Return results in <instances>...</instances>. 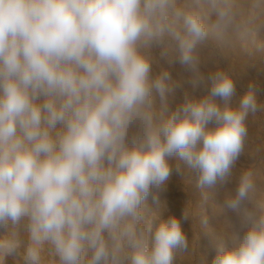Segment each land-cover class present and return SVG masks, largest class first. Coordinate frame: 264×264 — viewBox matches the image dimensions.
I'll use <instances>...</instances> for the list:
<instances>
[{
  "label": "clouds",
  "instance_id": "9594fccd",
  "mask_svg": "<svg viewBox=\"0 0 264 264\" xmlns=\"http://www.w3.org/2000/svg\"><path fill=\"white\" fill-rule=\"evenodd\" d=\"M235 23V0H0V226L27 221L29 264L46 244L59 264H174L187 249L181 220L160 219L149 196L158 203L173 156L202 193L226 184L260 106L250 84L233 107L235 82L217 68L207 95L158 115L153 92L166 106L180 85L153 75L149 52L196 71L201 46ZM222 210L241 228L212 264H264L253 170Z\"/></svg>",
  "mask_w": 264,
  "mask_h": 264
},
{
  "label": "rangeland",
  "instance_id": "374dc122",
  "mask_svg": "<svg viewBox=\"0 0 264 264\" xmlns=\"http://www.w3.org/2000/svg\"><path fill=\"white\" fill-rule=\"evenodd\" d=\"M235 6H236L235 13L237 20L235 24H238L240 26L241 31L243 32L245 31L244 33L248 36L247 43L243 41L239 36L235 35V31L233 28H232L233 30L232 29L231 31L229 30L222 38H220V40L215 36L210 37L209 40L199 49L200 64L198 65L196 71L192 70L191 68L181 66L178 63L168 64L167 59L161 56V48L159 47H153L150 49L149 52V54L152 57L153 75L158 74L161 70H167L170 72L172 80L178 82L180 85V87H178L177 90L175 91V94L173 96L171 95L168 97L167 106H165L161 102L160 97L155 92H153L154 108L158 115L160 113H163V116L167 118L171 114V112L174 111L175 107L183 102L185 96L189 98L199 99L207 95L211 87L210 83L207 82V76L210 72L216 70L217 68L228 72L232 76L235 82L236 92L231 100V104L233 107L238 106L240 98L248 90L250 84L254 85V88L256 90L258 105L260 106L255 114H249L248 116L249 125H247L248 126L247 129H249V126H251L253 131L252 133L249 131L250 129L247 131L246 137L248 138H245L244 149L233 167L234 170L232 168L231 170L232 172L228 178L227 183L222 186H217L216 188L217 190L216 189L206 190L207 191L206 193H202V190L197 187L196 180L198 179V175H199L198 171L190 167L186 162H185L186 168L184 167L185 169L178 167L176 161L178 160L179 157L177 156H173L169 158V164L171 166V175L167 180L166 184L164 185L163 190L161 191H156L155 189H154L155 191L153 190V195L155 194L156 196H158V203H154L152 196L150 195L149 199L147 200V204L153 211H155L159 215L160 219L167 220L172 216H176L177 219L180 218L181 220V227L187 238L188 247L186 250H177L176 254L178 253L179 255L175 256L174 264H212V260L216 255L217 245L219 244L221 238L226 236L227 235L226 233H229L233 227H235L236 230H240L241 225H240L239 215L231 210L230 211L222 210V205L224 203L222 201H224L228 195H232L235 193L236 187L238 185V180L242 171L247 169L253 170L255 174L257 199L260 201H264V116H263L264 115V80H263L264 70L255 67L256 58H253L251 56H248L249 58L248 63H245L244 65L239 64L238 61L240 57H238L237 53L234 51L240 48L241 50L245 49L246 51L245 50L244 51L246 52L245 54L247 55L248 52H250L249 48H254L255 50L257 49L256 50L257 52L259 53L263 52L260 53L261 54L260 60H263L264 62V51H263L264 29L261 27V20L263 19L264 15L260 12V11H264L263 9L264 0H254V1L235 0ZM239 8L240 10H238ZM245 26H247L248 28ZM255 38H257V40ZM228 50L230 53L228 52ZM207 54L209 57L207 56ZM236 64L239 65L237 66ZM249 74L251 75L249 76ZM201 75L205 77L203 81L200 79ZM245 75L247 77H245ZM185 88H187V90ZM174 102L176 103L174 104ZM217 102L222 103V101H220L219 98H217ZM211 126L212 125H209V127ZM135 130L136 129L134 127L132 131ZM248 149H250V151ZM254 153H257L258 155L255 154L257 155L255 156ZM177 167L181 170H179ZM196 176L197 178H195ZM216 193H218L219 196ZM204 194L207 195V200L204 199L205 196ZM185 212L188 215L187 220L183 219V214H185ZM204 218L207 219V225H204L202 223V220ZM182 222L184 223L182 224ZM227 228H230L229 231ZM222 229L224 231L225 230L227 231L223 233ZM202 230L207 231V235L210 233L207 236L206 241L208 243H215V247H214L215 249H212L211 251L207 252L206 255L202 254L200 250L201 244L199 242L201 235L200 233ZM212 230L214 232H212ZM191 231L192 233H190ZM33 246L34 245H32V242L29 238L26 220L21 221V223L16 226H13L11 224L0 226V264H29L27 259V250ZM184 251L188 252L189 255H191L190 256L191 258L189 257L190 260L188 259V262L185 261L180 255ZM39 252H40L39 264H59L58 257L55 255V252L52 249L51 245H47V244L44 245L39 249ZM201 255L204 256V260H202Z\"/></svg>",
  "mask_w": 264,
  "mask_h": 264
},
{
  "label": "bare ground",
  "instance_id": "6f19581e",
  "mask_svg": "<svg viewBox=\"0 0 264 264\" xmlns=\"http://www.w3.org/2000/svg\"><path fill=\"white\" fill-rule=\"evenodd\" d=\"M243 1V0H242ZM254 1V0H253ZM243 3V2H242ZM263 4V3H262ZM260 5V4H259ZM243 6V5H242ZM263 6V5H262ZM236 7V6H235ZM263 8V7H262ZM243 9H245V8H243ZM264 9V8H263ZM238 10H240V8L238 9ZM239 12V11H238ZM253 12V11H252ZM263 15H264V11H260ZM242 13V12H241ZM244 13V12H243ZM247 15V14H246ZM254 15V14H253ZM248 16V15H247ZM243 17V16H242ZM240 19V18H239ZM246 19V18H245ZM253 20V19H252ZM237 21V20H236ZM245 21V20H244ZM238 23V22H237ZM250 24V23H249ZM245 27H247V26H245ZM261 27L264 29V16H263V19L261 20ZM248 28V27H247ZM261 28V29H262ZM233 29H234V31H235V35H237V36H239L243 41H245L246 43H247V41H248V36L243 32V31H241V28H240V26L238 25V24H235L234 25V27H233ZM232 29V30H233ZM245 29V28H244ZM246 30V29H245ZM230 31H231V29H230ZM259 33V32H258ZM251 34V33H250ZM231 35V34H230ZM262 35V34H261ZM228 36V35H227ZM235 37V36H234ZM255 37H256V35H255ZM233 38V37H232ZM235 39V38H234ZM238 39V38H237ZM256 40H257V38H255ZM219 40H220V38H219ZM251 40V39H250ZM255 40V41H256ZM259 40V39H258ZM227 42H228V39H227ZM244 43V42H243ZM255 43V42H254ZM224 44H225V42H224ZM223 44V45H224ZM231 44H233V43H231ZM262 44V43H261ZM236 45V44H235ZM245 45V44H244ZM251 45V44H250ZM260 45V44H259ZM264 45V44H263ZM227 46V45H226ZM237 46V45H236ZM246 46V45H245ZM262 46V45H261ZM247 47V46H246ZM248 47H250V46H248ZM254 47V46H253ZM263 47V46H262ZM226 48V47H225ZM233 49V48H232ZM250 49V52H248V54L246 55L245 53V51L244 50H241V48L240 49H236V50H234L236 53H237V56L238 57H240L239 58V61H238V63L239 64H241V65H244L245 63H248V61H249V58H248V56H251V57H253V58H256V61H255V67L256 68H258V69H261V70H264V62H263V60H260L261 58H260V56H261V54L260 53H263V52H257L254 48H249ZM225 50H227V49H225ZM261 50H262V48H261ZM264 51V50H263ZM228 52H229V50H228ZM230 53V52H229ZM233 54V53H232ZM234 55H236V54H234ZM207 56H208V54H207ZM204 57V56H203ZM209 57V56H208ZM233 57V56H232ZM212 58V57H211ZM234 58V57H233ZM232 58V59H233ZM252 58V59H253ZM207 59V58H206ZM157 60V59H156ZM255 60V59H254ZM159 61V60H158ZM161 62V61H160ZM212 62V61H211ZM214 62V61H213ZM236 62V61H235ZM263 62V63H262ZM230 63H231V60H230ZM233 63V62H232ZM169 64V63H168ZM235 64V63H234ZM238 64V65H239ZM237 65V64H236ZM237 65V66H238ZM211 66V65H210ZM213 67V66H212ZM249 67V66H248ZM253 67V66H252ZM251 67V68H252ZM237 68V67H236ZM239 70V69H238ZM242 70V69H241ZM255 70V69H254ZM185 72V71H184ZM244 72V71H243ZM252 72H254V71H252ZM257 73V72H256ZM251 74H249V76H250ZM248 76V77H249ZM245 77H247L246 75H245ZM256 77V76H255ZM250 78V77H249ZM257 78V77H256ZM248 79V78H247ZM263 79V78H262ZM250 80V79H249ZM264 80V79H263ZM203 81V80H202ZM206 81V80H205ZM247 81V80H246ZM245 81V82H246ZM187 82V81H186ZM207 82H209L208 80H207ZM204 83V82H203ZM202 83V84H203ZM206 83V82H205ZM210 83V82H209ZM197 84V83H196ZM188 85V84H187ZM186 85V86H187ZM193 85V84H192ZM206 85V84H205ZM184 86V85H183ZM199 86V85H198ZM208 86V85H207ZM206 86V87H207ZM188 87V86H187ZM194 87V86H193ZM186 90H187V88H185ZM193 89V88H192ZM177 90V89H176ZM191 90V89H190ZM184 91V90H183ZM177 93V92H176ZM182 93V92H181ZM188 93V92H187ZM173 96V95H172ZM157 98V97H156ZM172 99V98H171ZM233 102H235V101H233ZM169 103V102H168ZM172 103V102H171ZM176 102H174V104H175ZM167 106V105H166ZM171 106V105H170ZM176 108V107H175ZM251 116V115H250ZM264 116V115H263ZM252 120V119H251ZM255 124V123H254ZM247 125H249V121H248V118H247ZM250 125H251V123H250ZM254 126V125H253ZM257 126V125H256ZM248 127V126H247ZM250 129V130H249ZM249 131L252 133V127L251 126H249ZM256 129V128H255ZM258 131H259V129H258ZM249 132V133H250ZM250 133V134H251ZM256 135V134H255ZM249 136V135H248ZM257 136H259V135H257ZM261 137V136H260ZM246 138H248V137H246ZM257 139V138H256ZM249 144H251V143H249ZM260 145V144H259ZM248 148V147H247ZM255 148V147H254ZM259 148H261V147H259ZM249 151H250V149H248ZM245 154V153H244ZM255 154H257V153H254V155ZM249 155V154H248ZM258 155V154H257ZM257 155H255V156H257ZM253 157V156H252ZM173 162V161H172ZM177 162V166L178 167H181V168H184L185 167V161L184 160H181L180 158H178V160L176 161ZM177 167V168H178ZM186 168V167H185ZM184 168V169H185ZM179 169V168H178ZM189 169V168H188ZM187 169V170H188ZM237 169V168H236ZM179 170H181V169H179ZM233 170H234V168H233ZM188 172V171H187ZM232 172V171H231ZM189 173H190V171H189ZM257 173V172H256ZM188 176H189V174H188ZM195 178H197V176L195 177ZM257 178V177H256ZM185 179V178H184ZM258 179V178H257ZM198 180V179H197ZM196 180V181H197ZM259 180V179H258ZM176 182V181H175ZM262 183V182H261ZM233 185V184H232ZM258 185V184H257ZM262 185V184H261ZM172 186V185H171ZM193 186V185H192ZM190 187V186H189ZM234 187V186H233ZM233 187H232V189H233ZM259 187V186H258ZM258 187H257V189H258ZM173 188V187H172ZM262 188V187H261ZM263 189V188H262ZM217 190V189H216ZM224 190V189H223ZM226 190V189H225ZM155 191V190H154ZM201 191V190H200ZM226 192V191H225ZM257 192V191H256ZM168 193V192H167ZM232 193H234V192H232ZM193 194V193H192ZM216 194H218V193H216ZM225 194V193H224ZM229 194V193H228ZM155 195V194H154ZM205 195V194H204ZM164 196V195H163ZM168 196V195H167ZM210 196H211V193H210ZM216 196V195H215ZM218 196H219V194H218ZM221 196V195H220ZM162 197V196H161ZM224 197V196H223ZM149 199V198H148ZM216 200H218V199H216ZM199 202V201H198ZM222 202H224V201H222ZM220 204V203H219ZM215 205V204H214ZM158 207V206H157ZM174 211V210H173ZM230 211V210H229ZM176 212V211H175ZM180 213V212H179ZM220 213V212H219ZM229 213V212H228ZM210 214V213H209ZM172 215H173V212H172ZM175 215V214H174ZM182 215V214H181ZM219 215V214H218ZM221 215V214H220ZM228 215V214H227ZM183 216H184V214H183ZM176 217V216H175ZM211 218V217H210ZM232 218V217H231ZM180 219V218H179ZM185 220V219H184ZM214 220V219H213ZM216 220V219H215ZM231 222V221H230ZM184 222H182V224H183ZM228 223V222H227ZM226 223V224H227ZM214 226H215V223H214ZM221 226V225H220ZM223 226V225H222ZM227 226V225H226ZM191 227V226H190ZM230 227V226H229ZM232 227V226H231ZM236 227H237V225H236ZM214 228V227H213ZM235 228V227H234ZM188 229H189V227H188ZM228 229V231H229V229L230 228H227ZM191 230H193V229H191ZM220 230H221V228H220ZM223 230V229H222ZM203 231V230H202ZM201 231V235H200V244H201V246H200V250H201V252H202V254H205L206 255V253L207 252H209V251H211L212 249H215L214 247H215V243H208L207 241H206V238H207V236L210 234H208L207 235V231H203L202 232ZM219 231V230H218ZM225 231H227V230H225ZM224 230H223V233L225 232ZM212 232H214L213 230H212ZM211 232V233H212ZM190 233H192V231L190 232ZM221 233V232H220ZM227 234V233H226ZM219 235V234H218ZM188 236H190V235H188ZM194 236V235H193ZM192 236V237H193ZM199 236V235H198ZM211 236V235H210ZM217 236V235H216ZM224 236V235H223ZM219 237V236H218ZM222 237V236H221ZM209 238V237H208ZM211 240V239H210ZM215 240V239H214ZM213 240V241H214ZM209 241V240H208ZM213 241H211V242H213ZM215 242V241H214ZM177 256L179 255L178 253L176 254ZM175 255V256H176ZM181 257L185 260V261H187L188 262V259H189V257L191 256V255H189V253L188 252H182L181 254ZM191 258V257H190ZM201 258H202V260H204V256H202L201 255ZM190 260V259H189ZM184 261V262H185ZM201 261V260H200ZM202 262V261H201ZM180 263V262H179Z\"/></svg>",
  "mask_w": 264,
  "mask_h": 264
}]
</instances>
